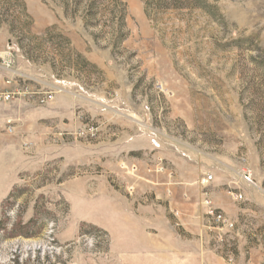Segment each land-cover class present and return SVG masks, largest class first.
I'll return each mask as SVG.
<instances>
[{"label":"rangeland","instance_id":"374dc122","mask_svg":"<svg viewBox=\"0 0 264 264\" xmlns=\"http://www.w3.org/2000/svg\"><path fill=\"white\" fill-rule=\"evenodd\" d=\"M78 2L0 0V264H103L123 225L264 264V0Z\"/></svg>","mask_w":264,"mask_h":264},{"label":"crops","instance_id":"0c3cea01","mask_svg":"<svg viewBox=\"0 0 264 264\" xmlns=\"http://www.w3.org/2000/svg\"><path fill=\"white\" fill-rule=\"evenodd\" d=\"M15 181L8 176L0 180V203L11 193ZM123 225V231L112 232L107 228L112 240V253L103 264H170L168 231L155 233V225ZM201 236V230H195ZM194 239H197L196 237ZM198 240V239H197ZM198 246L201 243L198 242ZM189 262L185 264H204L207 260L205 250L187 254Z\"/></svg>","mask_w":264,"mask_h":264},{"label":"built area","instance_id":"2783aa9c","mask_svg":"<svg viewBox=\"0 0 264 264\" xmlns=\"http://www.w3.org/2000/svg\"><path fill=\"white\" fill-rule=\"evenodd\" d=\"M161 93L165 92V87L161 84L158 83L157 87H156ZM28 89L22 91L25 94L28 93L27 92ZM17 92H8V93H3L0 94V102L1 103H11L13 102V100L15 99V95ZM17 94H20L17 93ZM7 130L8 133H13L14 131V123L12 122V120H8L7 121ZM160 172H163L164 169L161 167L160 169H158ZM212 177L208 176L207 178H205V183H210V181H212ZM207 206L209 207L208 209V213H207V217L209 218V221L212 223L211 224V229L213 231H218L217 236H218V240L220 242L224 241V237L226 236V233H222L223 230H226L228 233L232 232L235 230L236 226H235V222L231 221L223 212L213 209L212 208V202L210 200L206 201ZM57 254L60 253V251L63 249L62 247H57ZM230 262H233V259L230 260Z\"/></svg>","mask_w":264,"mask_h":264},{"label":"trees","instance_id":"16d2710c","mask_svg":"<svg viewBox=\"0 0 264 264\" xmlns=\"http://www.w3.org/2000/svg\"><path fill=\"white\" fill-rule=\"evenodd\" d=\"M103 0H79L78 4H77V8L80 10L81 7H83V9H85L86 12V17L91 21V22H96L97 21V16L98 14H101L102 12L100 11L101 8V4H104V2L102 3ZM86 3V5H84ZM115 8V7H114ZM98 10V12H97ZM100 11V13H99ZM111 12V13H110ZM110 19H108V23L112 24V26L118 25L119 22L122 23L125 16L123 13H121L120 11L113 10V11H109ZM105 16V14L103 15V17ZM81 58V57H80Z\"/></svg>","mask_w":264,"mask_h":264}]
</instances>
